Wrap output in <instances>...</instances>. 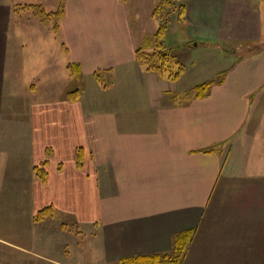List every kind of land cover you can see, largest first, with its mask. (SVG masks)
Listing matches in <instances>:
<instances>
[{"label":"crops","instance_id":"0c3cea01","mask_svg":"<svg viewBox=\"0 0 264 264\" xmlns=\"http://www.w3.org/2000/svg\"><path fill=\"white\" fill-rule=\"evenodd\" d=\"M131 1H65L62 34L89 76L71 101L69 88L37 96L56 88L52 75L23 81L8 70L1 42L18 3L0 0V241L22 253L18 263L7 251L4 264H74L79 233L90 238L88 249L97 239L101 264H118L173 253L185 230L193 235L180 264H264V165L251 160L260 156L253 142L264 117V0H183L180 45H191L180 58L190 64L177 79L137 60L143 33L129 24ZM192 46L204 50L201 63ZM98 69L112 71L111 86L96 80ZM209 79L216 81L208 95L194 98ZM12 93L26 94L18 108L25 116L6 115ZM48 206L53 214L37 218Z\"/></svg>","mask_w":264,"mask_h":264},{"label":"rangeland","instance_id":"374dc122","mask_svg":"<svg viewBox=\"0 0 264 264\" xmlns=\"http://www.w3.org/2000/svg\"><path fill=\"white\" fill-rule=\"evenodd\" d=\"M66 0H17L16 3H18L17 11H15V14L12 16L10 20L7 21V23H11L13 27V31L9 29L10 37L5 36L3 41L1 42L3 48L7 49L8 57L11 56V62L8 65V70L14 75L16 72V77H22L23 81L26 80H33V81H43L52 78L51 75L55 78L57 81L56 83H50L54 85L56 88L53 90V92L47 93H37V96L42 95L50 97L55 94V90L59 89L60 93H62V90L65 89H73V88H83L85 86L84 81L88 80L89 77L84 73L83 67H81L80 74H75L71 71L70 75H74V78L69 81V71L67 69V65L72 62L71 60V49L69 46L65 43L64 36L62 34V28L60 23V28L55 31L50 30V33L46 32V29L41 28V19L39 16V9L43 7L48 12L57 11L60 8L65 7ZM149 1V0H148ZM147 0H143L141 3H139L136 0H133L130 2V9L134 10V12H130L129 14V24L133 29L136 31V26L140 27V31L143 33V37L139 40H136V47L137 49H150L156 47L157 45V31L161 24L163 23L161 19L152 17L151 10H149V5L151 7H157L161 0H154L151 4H148ZM15 3V0H12V3ZM182 1L176 0L174 2L173 9H164L160 11V13L166 18L169 16V22L166 24V33L161 36V40L163 41V44L167 47H170L171 49H175V52L180 55V53L183 55L185 54L186 50H188V45H180V26L177 24V18H178V12H179V3ZM15 5V4H14ZM154 5V6H153ZM152 9V8H151ZM65 12V10H64ZM22 23L26 24L27 30L19 34L18 30H16V25ZM53 25V22L51 23ZM138 30V29H137ZM172 30V31H171ZM171 31V33H170ZM172 34V35H171ZM21 36V37H20ZM7 39V40H6ZM21 39V43H20ZM186 43V42H185ZM152 46V47H151ZM225 45H221L218 48L215 49V55H219L220 53H217L216 50H220V48H225ZM231 47V46H230ZM235 46H232L230 48L231 51H233V48ZM195 47L192 46L193 51L190 50L191 54H194L198 57L197 63L199 62L200 56L201 59L203 58V51L202 48L194 49ZM237 55V54H236ZM13 56L17 59H13ZM192 56V55H191ZM232 58L234 55H230ZM182 61L184 60L185 65H189L190 62L188 60H185L183 57L180 58ZM18 61V64L20 66H15V61ZM9 61V60H8ZM203 63H207L206 61L201 60ZM218 62H214V64H217ZM82 66V65H81ZM71 70V69H69ZM48 72V76L47 73ZM50 76V77H49ZM137 78L142 79L140 76L137 75ZM79 79V80H78ZM78 83L81 84V86ZM132 80H135V78L132 77ZM171 82V81H170ZM46 83V82H45ZM169 85H175V83H168ZM41 85V84H40ZM43 88H51L53 86H49V84L41 85ZM75 86V87H74ZM53 89V88H52ZM28 90V89H27ZM28 95L29 92H25ZM59 93V95H60ZM22 95L26 94H19V93H12V100H9V102H15L13 105V110H6V115L8 116V112L11 113V116H25L24 110H18L22 105H20V102H23ZM57 95V94H56ZM32 97V95H30ZM41 97V98H42ZM10 116V117H11ZM263 120H261V129L258 131V133L255 135V139L253 142V149L255 151L260 152V156H256L255 153L252 154L251 160L259 161L258 163L264 165V117H262ZM74 236V235H72ZM75 246L70 249H73L74 252H72L71 257L73 258L74 264H101L100 261L103 260V254L100 252L98 241L95 238H91V249H88V241L90 238L85 236L82 233H79L75 235ZM65 237H62L60 242L64 240ZM57 240V239H56ZM62 244V243H61ZM87 249V251H86ZM15 257L18 255V263L21 262V255L19 251L15 250L14 248L11 249L3 241H0V264L8 263L10 262V259L6 258L5 256H8L9 253ZM18 253H15V252ZM60 254H63L60 250ZM84 261H86L84 263ZM115 264V263H114Z\"/></svg>","mask_w":264,"mask_h":264},{"label":"trees","instance_id":"16d2710c","mask_svg":"<svg viewBox=\"0 0 264 264\" xmlns=\"http://www.w3.org/2000/svg\"><path fill=\"white\" fill-rule=\"evenodd\" d=\"M126 1V0H123ZM179 3V12L178 17L181 18L185 12V3L183 0ZM174 2L176 0H161L157 7H155L154 15L157 16L163 22L159 27L156 35H157V45L151 50L148 49H137L136 56L140 65L148 71H154L162 74L171 79H177L181 73L185 70L186 65L180 59V55L175 52V49H171L163 44L161 40V36L166 33V24L169 22V16L166 18L160 13V11L164 9H173ZM40 19L45 24H51L53 22L52 28L57 31L60 28V20L64 15V8H60L57 11L48 12L43 7H41L38 11ZM152 47V46H151ZM68 68L75 74L81 71V67L78 63L70 62L68 64ZM112 71L109 69H98L94 72V76L96 80L101 84V86L107 88L111 86L113 82ZM216 79L205 80L194 87L195 94L194 98H202L208 95L209 90ZM83 88H73L67 91V97L71 101H76L82 92ZM173 97H177L180 99H188L189 92L184 94L182 93H173ZM213 148L207 149L205 151H213ZM77 155V163L79 167H82L83 164V150L82 148H78ZM37 176L43 181L47 180V171L45 168L41 166L36 167ZM53 207L48 206L47 208L41 210L38 213L37 218H41L47 214H53ZM193 235V230H185L181 233H178L175 236V251L171 254H144L131 256L127 258H123L118 264H180L183 254L186 249V245L189 242Z\"/></svg>","mask_w":264,"mask_h":264}]
</instances>
